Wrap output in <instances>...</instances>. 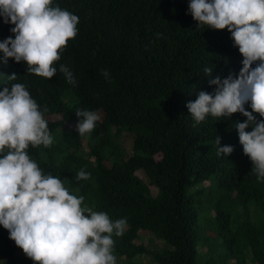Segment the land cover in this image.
<instances>
[{
  "label": "trees",
  "instance_id": "trees-1",
  "mask_svg": "<svg viewBox=\"0 0 264 264\" xmlns=\"http://www.w3.org/2000/svg\"><path fill=\"white\" fill-rule=\"evenodd\" d=\"M56 2L80 21L76 37L55 62L54 76L28 72L25 62L13 58L0 63V86L24 83L47 107L46 119L62 114L59 121L47 119L54 142L30 146L32 158L71 192L84 195L86 206L113 220L127 217L124 234L114 236L122 264H142L134 263L137 257L154 264H264V180L251 170L235 128V121L247 117L238 111L195 124L186 107L200 90L216 87L208 83L205 67H213L212 77L239 73L243 55L227 27H197L189 0ZM13 26L0 17V40L14 37ZM60 64L73 72L75 84ZM102 69L110 70V79ZM12 73L15 81L8 79ZM245 107L252 110L250 102ZM78 110H94L102 118L91 133L77 131ZM124 134L132 136L128 155L118 143ZM216 136L222 145L234 146L230 154L217 155ZM81 168L91 173L89 179H77ZM209 181L215 186L202 187ZM211 189L229 206L254 203L255 215L250 209L235 222L217 199L210 210L219 226L213 237H201L195 195L205 191L210 198ZM140 232L162 241L163 249L140 242ZM207 245L203 259L199 247ZM0 264H34L2 225Z\"/></svg>",
  "mask_w": 264,
  "mask_h": 264
},
{
  "label": "clouds",
  "instance_id": "clouds-1",
  "mask_svg": "<svg viewBox=\"0 0 264 264\" xmlns=\"http://www.w3.org/2000/svg\"><path fill=\"white\" fill-rule=\"evenodd\" d=\"M188 12L197 27H227L243 60L237 75L224 78L212 77L213 67H205L208 83L216 87L213 92L200 90L186 107L195 124L209 115L229 117L238 111L247 117L235 121V128L252 161L251 170L264 180V119L254 115L264 117V0H189ZM0 17L14 25L10 29L14 37L0 40V63H7L8 58L23 61L28 72L46 78L57 72L55 62L79 31V15L56 0H0ZM59 70L70 84L76 83L68 66L60 64ZM101 71L111 78L110 70ZM16 77L8 74L10 81ZM249 102L251 111L245 107ZM47 111L24 83L0 86V225L34 264H117L114 236L124 234L127 217L113 220L107 212L86 206L84 195L71 192L28 151L30 146L54 142ZM76 114L81 135L91 133L100 119L94 110ZM249 126L250 131L246 130ZM216 145L218 156L234 149L222 145L219 136ZM90 177L83 168L77 174V179Z\"/></svg>",
  "mask_w": 264,
  "mask_h": 264
},
{
  "label": "rangeland",
  "instance_id": "rangeland-1",
  "mask_svg": "<svg viewBox=\"0 0 264 264\" xmlns=\"http://www.w3.org/2000/svg\"><path fill=\"white\" fill-rule=\"evenodd\" d=\"M47 119L51 121H59L62 119V114L50 116V117H47ZM100 119L102 118L100 117ZM124 135L125 136H122L118 140V143H121L122 146L126 148L127 155H128L130 154L129 149H130V142H131L132 136L127 135V134H124ZM82 144L84 146V150L87 152L88 151V146H87L88 139L84 138ZM139 175L141 178H143L141 174ZM209 182L204 183L202 187H207L208 185L209 187L215 186L214 184H211V182L209 184ZM208 195L209 193L206 194L205 191L203 193L201 191L197 195H195V205L197 207L198 215H199L197 223H198V229H199L201 237H204V236L213 237L215 234L214 230L216 231L219 226L218 223L213 219L215 213L212 210H210V208L214 205L217 199H222L221 196H223V194H220L219 192H216L214 189H211V197L208 198L207 197ZM225 200L226 198L222 199V202H224L223 209L226 212H230L231 219L235 222L245 219V217L249 215L250 209H251V215L254 216L256 213L255 208H254L256 205L254 203L247 204L246 206H238V205L229 206V204ZM139 235H140V242L144 243L148 247L156 248L157 250L163 249V242L156 239L150 233L143 234L142 232H140ZM199 252H200L201 257H203V259L206 258L208 256L209 246L207 245V246L199 247ZM116 260H117V264L123 263L122 259L118 258ZM133 261L134 263L141 262L142 264H154L149 257H143V258L137 257Z\"/></svg>",
  "mask_w": 264,
  "mask_h": 264
}]
</instances>
